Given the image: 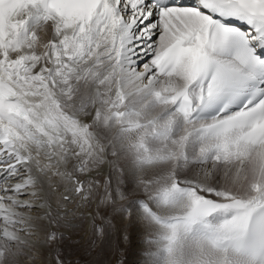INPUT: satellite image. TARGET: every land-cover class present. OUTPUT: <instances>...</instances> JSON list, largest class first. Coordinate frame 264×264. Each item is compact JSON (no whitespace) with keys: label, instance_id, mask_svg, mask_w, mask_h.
<instances>
[{"label":"snow or ice","instance_id":"1","mask_svg":"<svg viewBox=\"0 0 264 264\" xmlns=\"http://www.w3.org/2000/svg\"><path fill=\"white\" fill-rule=\"evenodd\" d=\"M77 219L264 264V0H0V264H72Z\"/></svg>","mask_w":264,"mask_h":264},{"label":"bare ground","instance_id":"2","mask_svg":"<svg viewBox=\"0 0 264 264\" xmlns=\"http://www.w3.org/2000/svg\"><path fill=\"white\" fill-rule=\"evenodd\" d=\"M118 224H122L123 222L119 219L117 220ZM76 227L74 229L71 228H61L60 231L64 232L68 237L65 241L62 242L61 247L64 249V254L67 260H72V264H81L75 263V260L81 256L85 255L83 252L79 250L90 249V241L94 239L91 221L84 220L81 221L79 219L74 221ZM129 231L132 234V241L130 244L123 245V248L130 252V255L126 257L127 264H138V261L141 256L140 252V235L135 226L128 225ZM75 247L77 249L76 252H70V248ZM82 256V257H83ZM118 257H114V260H117ZM81 259V258H80ZM83 262V258L81 259ZM36 264H46V261L43 259L37 260Z\"/></svg>","mask_w":264,"mask_h":264},{"label":"rangeland","instance_id":"3","mask_svg":"<svg viewBox=\"0 0 264 264\" xmlns=\"http://www.w3.org/2000/svg\"><path fill=\"white\" fill-rule=\"evenodd\" d=\"M76 251L77 249L75 247L70 248V252H76ZM79 251L83 252L85 255L84 256L79 255L81 257L77 258L75 260V263L81 262V264H95V262H103V261H107L108 264H117V260H114V257H118L122 261V264H127L126 257L130 255V252L126 251L124 248H122V250L119 253H116L113 248L111 250H106L101 255L97 254L99 252V249H96L95 251L90 249H83ZM80 258L81 259L83 258V262L81 261ZM68 261L72 262V260H68Z\"/></svg>","mask_w":264,"mask_h":264}]
</instances>
